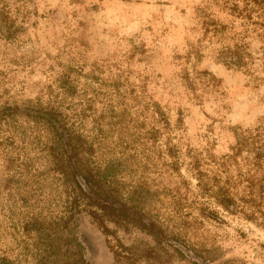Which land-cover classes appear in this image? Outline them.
Here are the masks:
<instances>
[{
  "label": "rangeland",
  "instance_id": "1",
  "mask_svg": "<svg viewBox=\"0 0 264 264\" xmlns=\"http://www.w3.org/2000/svg\"><path fill=\"white\" fill-rule=\"evenodd\" d=\"M25 1L26 12L17 19L23 20L22 31L12 41L0 40V91L7 88L18 98H33L69 72L77 84L78 96H72L76 104L79 79L84 82L85 73L99 75L104 90L125 95L133 119H145L146 129L161 131L150 143L154 162L147 173L156 207L180 234L177 242L168 237L167 242L184 254L166 264H264V215L247 219L200 196L188 167L197 154L202 169L225 173L220 163L231 153L236 132L260 128L264 139V39H246L250 68L237 69L215 62L208 52L198 11L211 0ZM214 9V16L227 22ZM152 103L169 121L168 130L155 122ZM167 136L179 152L176 170L164 171L162 162L170 158L158 155ZM246 156L253 154L243 150L238 162ZM228 166L235 175V167ZM239 188L237 204L247 209ZM256 205L257 212L264 210V200ZM9 209L0 207V248L11 244L7 227L14 217ZM75 234L85 239L90 261L114 264L106 236L87 214L78 218ZM137 236L152 243L145 234ZM125 238L129 243L133 235Z\"/></svg>",
  "mask_w": 264,
  "mask_h": 264
},
{
  "label": "trees",
  "instance_id": "2",
  "mask_svg": "<svg viewBox=\"0 0 264 264\" xmlns=\"http://www.w3.org/2000/svg\"><path fill=\"white\" fill-rule=\"evenodd\" d=\"M25 2L0 0V40L12 41L22 31L23 20L17 19ZM213 8L227 22L215 17ZM199 9L212 59L248 70L246 39H264V0H211ZM83 76L76 104L72 96H78L77 84L69 72L56 88L49 85L33 98H18L7 88L0 91V207L9 206L14 217L7 227L12 233L1 228L8 231L11 244L0 248V264H95L87 258L85 239L75 234L82 214L106 236L114 264H166L175 255L183 258V251L167 242H177L180 234L156 207L147 173L154 162L150 143L158 139L160 129H146L145 119H133L125 95L104 90L99 75ZM152 104L155 122L168 130L169 121ZM143 110L148 106L140 108L141 114ZM254 132L235 133V145L220 163L225 173L202 169L197 154L188 163L200 196L252 220L264 215V210H256V201L264 200V139L260 128ZM243 150L253 156L243 157L240 164ZM158 155L170 158L162 162L164 171L176 170L181 163L170 136ZM229 164L235 175L228 172ZM240 186L239 199L247 209L237 204ZM125 235H133L129 243Z\"/></svg>",
  "mask_w": 264,
  "mask_h": 264
}]
</instances>
